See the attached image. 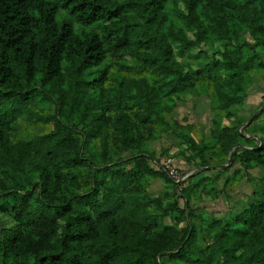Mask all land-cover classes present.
I'll return each instance as SVG.
<instances>
[{"label": "trees", "instance_id": "16d2710c", "mask_svg": "<svg viewBox=\"0 0 264 264\" xmlns=\"http://www.w3.org/2000/svg\"><path fill=\"white\" fill-rule=\"evenodd\" d=\"M214 39L220 58L193 52ZM263 51L264 0H0V264H264V177L241 211L205 220L189 202L217 178L177 185L145 145L186 91L212 88L230 113ZM20 118L51 128L14 139ZM240 127L177 135L202 163L236 147L264 168V135L246 147ZM151 178L174 192L151 196Z\"/></svg>", "mask_w": 264, "mask_h": 264}, {"label": "rangeland", "instance_id": "374dc122", "mask_svg": "<svg viewBox=\"0 0 264 264\" xmlns=\"http://www.w3.org/2000/svg\"><path fill=\"white\" fill-rule=\"evenodd\" d=\"M183 7V4L180 3ZM247 38H252L247 35ZM222 48L218 40H213L210 44H201L193 49L198 52L205 49L209 56L215 55L220 58L218 49ZM178 51V48L176 49ZM264 54V51H263ZM177 59L186 61L187 57L176 54ZM264 57V55H263ZM125 61L133 64V59L125 56ZM203 59V58H202ZM194 63V62H193ZM198 66L193 64L192 73L197 76ZM201 70H205L201 68ZM123 73L117 65L112 67V74ZM246 95L241 103L231 107V110L222 112L217 109L216 101L213 98V89L190 90L182 93V99L176 100V106L166 116L170 119L173 128L164 129L157 127L155 139H149L146 142V148L153 156L150 162L153 167L159 168V165L166 167L170 173L177 179V185L185 183L192 174L202 173L210 178H217L216 182H207L206 189L198 196H195L189 202L191 209L199 217L205 220L213 217L228 218L245 208L254 197V191L260 187L262 177H264V168L255 166L249 171L239 162L233 160V150L229 155H221L219 147L216 148L217 154L211 151L206 152L207 163H202L198 155L192 152L186 141L177 133L190 132L198 143L214 141L215 135L219 129L226 126H236L241 124L240 130L245 131L246 135L252 139V142H245L246 147L253 146L257 140L264 135V71L253 68L246 75ZM21 130L14 139H30L34 135L43 134L51 128V125H42L19 119ZM177 121V124L175 123ZM220 121V126L216 125ZM176 129V132L174 131ZM259 138V139H258ZM258 145L262 144L261 139ZM242 143L244 141L242 140ZM244 145V144H242ZM128 153H124V156ZM7 179L0 174V186L6 185ZM213 187L212 192L210 189ZM178 189V187H177ZM174 188L168 186L161 178H151L148 183V193L156 197L164 196L174 192ZM2 198L0 199V201ZM181 206H185V200L179 199ZM6 226H12L16 223L13 216L3 214ZM195 220L200 222V218ZM201 218V219H202ZM167 221L174 222L170 216Z\"/></svg>", "mask_w": 264, "mask_h": 264}, {"label": "built area", "instance_id": "2783aa9c", "mask_svg": "<svg viewBox=\"0 0 264 264\" xmlns=\"http://www.w3.org/2000/svg\"><path fill=\"white\" fill-rule=\"evenodd\" d=\"M170 172V171H169ZM171 175H173V173H172V171H171V173H170Z\"/></svg>", "mask_w": 264, "mask_h": 264}, {"label": "water", "instance_id": "95a60500", "mask_svg": "<svg viewBox=\"0 0 264 264\" xmlns=\"http://www.w3.org/2000/svg\"><path fill=\"white\" fill-rule=\"evenodd\" d=\"M232 155H233V153H232Z\"/></svg>", "mask_w": 264, "mask_h": 264}]
</instances>
